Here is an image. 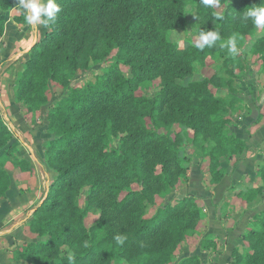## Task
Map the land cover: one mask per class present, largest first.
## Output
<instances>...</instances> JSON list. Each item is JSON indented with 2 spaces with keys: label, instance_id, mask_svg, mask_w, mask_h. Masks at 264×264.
Segmentation results:
<instances>
[{
  "label": "trees",
  "instance_id": "trees-1",
  "mask_svg": "<svg viewBox=\"0 0 264 264\" xmlns=\"http://www.w3.org/2000/svg\"><path fill=\"white\" fill-rule=\"evenodd\" d=\"M181 1L57 0L61 11L55 21L50 22L46 36L30 48L15 88L14 100L40 112L49 102V97L44 95L49 85L57 81L62 83L67 93L46 109L47 128L54 130L56 135L45 147V158L54 169L57 158L69 159L56 170V181L32 213L30 223L36 224L39 234L47 235L50 241L41 246L33 243L24 245L25 252L18 253L17 259H27L43 245L58 243L68 237L79 245L74 264L107 262L106 258L111 253H117V250L108 251V248L117 245L113 237L120 234L126 237L124 243L130 239L141 247L138 253L131 248L141 257L142 264H168L170 252L182 242L185 232L192 229L199 211L188 199L161 207L151 218L144 217L147 205L153 203V193L169 186L182 170L178 141L159 131L170 124L166 119L190 129L194 143L203 131L211 136L215 145L209 152L212 163L210 186L218 184L226 174L220 160L231 161L242 151L241 148L245 149V141L223 131L225 123L222 116L227 108L234 110L236 101L233 98L225 100L232 93L222 85V80L219 82L218 72L208 80L188 85L179 84L178 80L191 73L193 62L203 64L205 58L210 57L222 64H238V57L232 56L228 48L221 45H227L233 37L237 40L245 32L236 20L249 8L264 6V0H219L218 5L189 0L200 19L204 23L210 22L207 23L209 29L219 32L221 37L203 50L190 42L186 49L179 50L164 36L182 26ZM8 4L9 0H0V10H7ZM106 15L115 17L111 28L102 30V49L93 52L86 47L82 53L84 62L81 69L87 71L101 60L108 62V71L84 86L69 87L68 72L77 66L84 41L90 37L88 29ZM66 23L68 26L64 27ZM2 31L3 22H0V33ZM100 35V31L94 33L91 40ZM254 44H260L258 48L264 56V35ZM120 66L127 68L130 76H124ZM222 72L229 71L223 67ZM157 78L162 81L158 93L150 96L139 91ZM208 86L218 91L212 92ZM217 92L221 93L216 96ZM107 109L113 110L115 116L103 117ZM165 109H168V115L163 114ZM118 119H121V125ZM259 121L264 122V106L259 110L256 122ZM106 126L113 133L115 129H121L118 149L106 151L108 147L98 143ZM18 146L19 141L5 132L0 120V200L6 196L10 186L3 159L14 157ZM19 162L29 172L32 170L27 160L20 159ZM112 173L116 178L114 182L106 185L99 182L102 176ZM257 177L264 182V163L258 168ZM83 178L88 180L85 184L92 201L101 210L99 222L90 231L83 222L84 212L73 203L72 195L58 200L59 191L65 187L71 194L72 185ZM129 179L140 183V189L121 193V183ZM247 186L250 185L236 187L235 200L247 204L263 193L261 187L253 189ZM101 194L107 198L99 199ZM63 203L68 208L61 206ZM56 206L61 209L54 211ZM186 208L189 211L184 214L182 211ZM62 224L65 227L61 228ZM247 227V232L240 238L250 245L252 252L242 256L239 248L235 247L231 252L232 261L264 264V212L255 216ZM218 247L217 237H206L200 244L202 251L216 252ZM176 264L202 263L197 255H192Z\"/></svg>",
  "mask_w": 264,
  "mask_h": 264
},
{
  "label": "rangeland",
  "instance_id": "rangeland-1",
  "mask_svg": "<svg viewBox=\"0 0 264 264\" xmlns=\"http://www.w3.org/2000/svg\"><path fill=\"white\" fill-rule=\"evenodd\" d=\"M183 3V4H182ZM182 4V26L176 27L170 30L164 36L174 43L175 47L179 50H184L189 46V43L195 46L196 40L199 38V33L201 30H210L209 23H204L196 12V8L192 2L181 1ZM7 10H0V22H3V31L0 33V120L4 126L5 132L12 135L14 138H19L21 143H28L27 140H32V136L37 133L35 128L37 125L41 128L39 131L42 133L43 139L40 145V162L41 166L40 172L37 176L35 175L34 169L29 172L26 170L24 165H22L19 160L23 158L20 152V142L18 150L14 152V157L5 158L4 168L10 177V186H16V191L20 193L30 191L32 187L37 189L38 198H36V206H33L31 213L26 214L27 218L24 219L21 230L16 236H12L8 241L4 239V236H0V251L5 258H0V264H68V256L71 254L73 256L77 255L79 245L72 242L68 237L62 238L58 243L49 242L47 245H43L40 250H35V252L29 256L27 259H17L18 253L21 254L25 251L24 248L26 244L33 243L42 245L45 241H50L47 235L39 234V229L37 230V225H32L30 222L33 218V212L36 207H38L42 201L48 195V190L50 185L56 181L57 173L56 170L62 168L68 161L69 158H57L55 161V169L50 167L46 160L45 147L55 139V131L48 130V122L46 118L48 107L54 105L59 101L67 92L66 88H63L60 81L51 83L49 90L46 92V96L49 97V102L40 109V112L32 111L28 109L25 105L18 104L14 100V92L17 86L20 75L24 70V63L28 59V52L30 48L37 42L41 41L47 34L46 31L43 36L34 40V34L36 29H33L28 25L24 18V12L17 5V0H9ZM215 7V6H214ZM115 15H106L99 18L98 22H94L88 29L90 37L84 41V46L80 50L77 58V66L70 69L68 72L69 87L79 88L84 86L89 81L92 82L97 76H100L108 71L109 64L105 61H98L87 71H82L81 65L84 62L82 58L83 50L89 47L91 51H100L102 49V42L104 37L102 30H108L111 28L114 21ZM238 24L244 27L245 32L240 35L236 42L237 47L241 50L236 54L239 59L238 64H222L220 61H215L212 58H205L203 64L198 62L192 63L191 73L186 77L178 80L179 84L188 85L192 83H197L203 79H210L213 75L218 72V80H222V85L227 86L230 89L232 95L227 96L226 101H230L232 98L235 99L234 110L227 108V112L223 114L222 118L225 123L223 131L227 135H232L243 141H245V149L241 148V152L231 161H225L221 159V166L225 169L226 164H231L237 162L240 158L250 156L257 152H263L264 146L257 145L252 147V145H247V140L245 139L244 131H241L242 126H246L249 121V128L247 131L248 135L252 134V130H256L264 125V122H256L259 114V110L264 106V56L260 51L259 45L254 44V41L264 35V28H257L254 26L252 21L245 20L242 17L236 20ZM68 23L64 24L67 27ZM100 31L101 35L91 40V36ZM18 35H21L18 38ZM23 40L22 44H19L20 40ZM248 41V42H247ZM96 44V45H95ZM21 45V46H20ZM64 47V45H63ZM27 48L23 51V49ZM12 49L14 50L13 52ZM6 59V60H5ZM223 67L227 68L229 72H222ZM121 72L124 76H130L129 70L123 66H120ZM221 70V73H219ZM161 79L157 78L148 83V86L139 89L141 92H146L150 96L158 93L162 88ZM210 91H218L217 88L213 86H208ZM207 88V89H208ZM221 92H217L216 96ZM142 94V93H141ZM163 114L168 115V109L163 111ZM110 115L115 116V112L111 109L106 110V114L103 117ZM248 120V121H247ZM119 125H121V119L117 120ZM168 126L166 128L160 129L159 131L168 134L170 137L178 141L180 149L178 151V156L181 161L182 170L177 175L174 181L171 182L166 188L160 189L158 192L153 193V203L147 205L144 213L145 218H151L158 214V209L164 206H172L175 203L183 200L190 199L193 202V207L198 209V217L194 221L192 229L188 230L184 234V239L181 243L177 244L173 250L170 252L168 264H176L179 260L191 257L194 252H199L200 244L202 239L206 237H217L215 234L207 232L205 229L209 221L210 216L216 217L218 220L224 221V226L226 230L236 227L238 223V218L234 215L239 216L241 210H245L247 205L252 203L254 200L264 195V182L257 177V170L264 163L260 162L256 165L254 173L256 182L243 183L240 185H231L227 191L235 193L230 199H222L215 196V189L219 185L215 184L210 186V170L211 162L209 159V152L211 151L214 142L209 133L203 131L197 142H192L193 132L185 128L181 123L176 121H171L169 118L166 119ZM22 124L25 128H20ZM97 124V123H96ZM99 125V124H98ZM110 125V124H109ZM107 129V130H106ZM22 133L18 135L17 132ZM121 129H115V132H109L108 126L103 128V134L99 138L100 145H106V151L112 149H118L120 136L122 133ZM32 132L34 134L32 135ZM25 134V135H23ZM259 148V149H258ZM26 160V159H25ZM30 164V163H29ZM226 171V169H225ZM226 176V174H225ZM245 178V177H244ZM116 180L114 174H108L105 177L102 176L99 180L102 184H110ZM88 182L86 178H83L81 182H75L72 185V193L65 187L59 191L58 200L61 201L68 195H72L74 200L73 203L84 212L83 222L88 231H90L99 222L101 210L96 202L92 201V197L89 195L90 190L85 184ZM66 182L65 184H67ZM40 185L39 188L36 185ZM247 186L249 188L261 187L263 193L257 196L250 203H243L242 201L235 200L236 198V187ZM9 186V187H10ZM224 187H228L225 184ZM14 189V188H13ZM140 183H137L135 179H129L121 183V193H126L133 190H139ZM96 191L98 189H95ZM99 199L107 198L105 195L101 194L98 196ZM3 199V198H2ZM1 199V200H2ZM120 199V197H118ZM0 200V201H1ZM39 201V202H38ZM35 204V203H34ZM69 205V202H67ZM67 205L63 203L61 206ZM68 208V207H67ZM60 206H56L54 211H59ZM187 210L183 209V213L187 214ZM21 211V210H20ZM19 211V212H20ZM189 211V210H188ZM213 211V214H212ZM24 212V211H23ZM264 210H257L253 216H250L247 222L248 224L254 219L255 216L263 213ZM25 213V212H24ZM15 215L18 213L15 212ZM110 215V212L108 211ZM40 216V215H39ZM240 217V216H239ZM14 218L11 219L13 221ZM34 226L35 228H31ZM229 226V227H228ZM243 233L247 232L248 227ZM65 227L62 224L61 228ZM242 233V234H243ZM240 234V236L242 235ZM67 239V240H66ZM242 241V239L240 238ZM242 246L238 247L242 256L245 253H251L252 248L248 243L242 241ZM219 246L220 243L218 242ZM141 250L132 240L123 245H111L109 250H117V253H111L107 258V262L97 263V264H142L141 257L136 255ZM231 249V252L235 248ZM210 251V250H207ZM211 254V252H210ZM201 261V258H200ZM208 263V260L204 261ZM232 264H242V260L236 262L232 261V255L230 253V261ZM202 263V261H201ZM206 263V264H207ZM228 263V264H229ZM149 264V262H148ZM256 264V263H253Z\"/></svg>",
  "mask_w": 264,
  "mask_h": 264
},
{
  "label": "crops",
  "instance_id": "crops-1",
  "mask_svg": "<svg viewBox=\"0 0 264 264\" xmlns=\"http://www.w3.org/2000/svg\"><path fill=\"white\" fill-rule=\"evenodd\" d=\"M46 31V27L39 26L36 28L34 34V40L43 36ZM21 35H18L20 38ZM23 40L21 39L19 44H22ZM21 46V45H20ZM27 48L23 49L26 50ZM14 50L12 49L11 52ZM6 60V59H5ZM248 121V120H247ZM20 128L24 129L25 127L20 124ZM38 131L36 133V137L34 132H32V140H27L28 143H21L19 138L17 140L20 144V152L19 154L25 158L34 169L35 175L39 176L41 173L39 166L41 164L40 159L42 158L39 152L41 141L43 139V134L40 133V127L37 125L35 127ZM249 128V121L247 125L242 126L241 131H244L245 139L247 140V145H252L255 147L257 145L264 146V125L259 129H253L252 134L248 135L247 131ZM18 135H22L25 133L24 131L17 132ZM25 135V134H23ZM26 136V135H25ZM259 149V148H258ZM264 161V151L263 152H255L250 156L240 158L237 162L233 164H226V176L220 181L219 185L215 189V196L222 199H230L235 193L228 192L227 189L231 185H240L243 183H253L256 182L255 178V167L258 163ZM39 174V175H38ZM245 177V178H244ZM227 184L228 187H224ZM39 188V184L36 185ZM14 188V189H13ZM16 186H10L6 196L0 201V236H4V239L8 241L12 236H16L22 228L24 219L27 218L26 214L31 213L33 206H36V198H38L37 189H32L27 192L20 193L18 190L16 191ZM222 199V200H223ZM39 202V201H38ZM35 203V204H34ZM21 210V211H20ZM257 210H264V195L260 196L252 203L248 204L245 210L240 211V217L234 215L235 218H238V223L234 228H227L224 226L223 220H218L216 217L210 216L209 221L207 223L206 231L217 235V240L220 243L218 250L216 252L210 251H202L198 248L199 252H194L193 254L197 255L201 258L202 264H206L204 261L208 260L207 264H228L230 261V253L231 249L235 246H242L243 243L240 240V234H242L247 226L248 219L250 216H253L257 212ZM20 211V212H19ZM25 213H24V212ZM18 214L15 215L14 213ZM213 214V211H212ZM13 221H11V219ZM229 227V226H228ZM6 255H3V252L0 251V258H5Z\"/></svg>",
  "mask_w": 264,
  "mask_h": 264
},
{
  "label": "clouds",
  "instance_id": "clouds-1",
  "mask_svg": "<svg viewBox=\"0 0 264 264\" xmlns=\"http://www.w3.org/2000/svg\"><path fill=\"white\" fill-rule=\"evenodd\" d=\"M205 5L219 4V0H203ZM18 7L23 10L24 18L28 25L33 29L39 26L48 27L50 22H54L57 14L61 11L57 0H17ZM243 18L251 20L255 27L264 28V6L252 7L244 12ZM175 34L176 31L173 30ZM220 34L214 30H201L199 38L195 42L197 49L203 50L206 46L211 47L215 42L220 40ZM227 47L229 53L235 56L241 50L237 47L236 38L228 40L227 45L222 44L221 47ZM118 245H123L126 237L117 234L113 237ZM70 264H74V256H68Z\"/></svg>",
  "mask_w": 264,
  "mask_h": 264
}]
</instances>
